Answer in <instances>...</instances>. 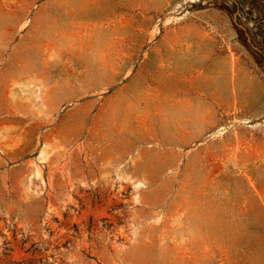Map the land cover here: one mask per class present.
<instances>
[{"label": "rangeland", "instance_id": "374dc122", "mask_svg": "<svg viewBox=\"0 0 264 264\" xmlns=\"http://www.w3.org/2000/svg\"><path fill=\"white\" fill-rule=\"evenodd\" d=\"M44 1L122 79H0V264H264V0Z\"/></svg>", "mask_w": 264, "mask_h": 264}, {"label": "crops", "instance_id": "0c3cea01", "mask_svg": "<svg viewBox=\"0 0 264 264\" xmlns=\"http://www.w3.org/2000/svg\"><path fill=\"white\" fill-rule=\"evenodd\" d=\"M54 1L45 0L44 3ZM79 13L86 14L83 10ZM68 16L69 9L0 10V79L47 82L39 88L47 106L60 104L63 99L67 101L70 79H122L120 76L101 77L100 71L95 75L84 68L70 74V65L100 64L101 46L99 39L98 45L93 40L95 34L79 38L75 24H68L67 18L63 24L60 18Z\"/></svg>", "mask_w": 264, "mask_h": 264}]
</instances>
